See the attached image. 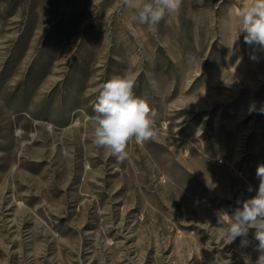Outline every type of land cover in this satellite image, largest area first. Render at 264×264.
Here are the masks:
<instances>
[{
  "label": "rangeland",
  "instance_id": "obj_1",
  "mask_svg": "<svg viewBox=\"0 0 264 264\" xmlns=\"http://www.w3.org/2000/svg\"><path fill=\"white\" fill-rule=\"evenodd\" d=\"M248 2L182 0L153 34L125 0H0V264H255V229L244 248L217 225L264 163ZM125 70L156 136L117 159L94 143V106Z\"/></svg>",
  "mask_w": 264,
  "mask_h": 264
},
{
  "label": "clouds",
  "instance_id": "obj_2",
  "mask_svg": "<svg viewBox=\"0 0 264 264\" xmlns=\"http://www.w3.org/2000/svg\"><path fill=\"white\" fill-rule=\"evenodd\" d=\"M125 4L134 9L130 21L147 24L149 31L155 34L159 22L167 14L178 11L182 0H145L141 6L135 5L133 0H125ZM238 17L239 34L245 33V42L264 49V0H249L240 8ZM128 27L131 29L132 23H128ZM136 81L137 74L131 70L113 76L101 86L94 106L97 113L94 117V143L109 148L117 159L127 157L126 146L131 138L142 143L156 136V110L146 98L135 94ZM150 83L154 85L155 81ZM255 109L253 103L250 111ZM260 110L264 111V105ZM256 175L260 180L256 194L242 203L237 201L241 206L232 214L217 212V225L223 226L220 234L225 244L240 237V246L244 248L251 244L248 232L254 228L258 241L255 248L259 253L255 264H264V163L258 165ZM248 190L253 191V187L249 185ZM248 261L245 257L246 264Z\"/></svg>",
  "mask_w": 264,
  "mask_h": 264
}]
</instances>
